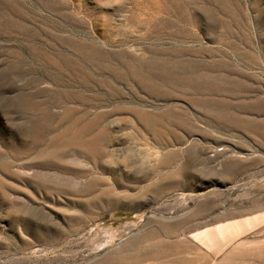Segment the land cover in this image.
Returning a JSON list of instances; mask_svg holds the SVG:
<instances>
[{
  "label": "rangeland",
  "instance_id": "obj_1",
  "mask_svg": "<svg viewBox=\"0 0 264 264\" xmlns=\"http://www.w3.org/2000/svg\"><path fill=\"white\" fill-rule=\"evenodd\" d=\"M145 13L151 25L130 24ZM69 38L175 64L161 94L113 83L122 94L108 97ZM166 91L214 99L223 121ZM165 106L193 127L167 125L178 140L158 146L130 110ZM103 112L107 152L136 165L90 160L71 121ZM262 241L264 0H0V264H126L159 244L178 247L171 264H252Z\"/></svg>",
  "mask_w": 264,
  "mask_h": 264
},
{
  "label": "bare ground",
  "instance_id": "obj_2",
  "mask_svg": "<svg viewBox=\"0 0 264 264\" xmlns=\"http://www.w3.org/2000/svg\"><path fill=\"white\" fill-rule=\"evenodd\" d=\"M150 5L153 7L152 3H150ZM154 18L155 17L153 16L152 13H145L143 19L139 17H133L130 19L129 22L130 24L135 25L136 27L144 24L151 25ZM67 40L69 43L75 44L78 47V50L80 49L82 52L88 54V59L90 62H92L90 66L91 74L86 72L85 76L86 77L88 76L90 79H92L93 80L92 83H94L96 86L98 87L103 86L105 95L108 97H113L122 94L121 89L117 87L116 84L113 83H121L123 86H129L131 89L136 87V85H140L141 87L139 88H141L142 92H146L150 90L161 94L160 93L161 90L159 88V84H160L159 76L166 75L164 73L166 71L163 70V68H167L175 64V62L170 61V58L168 57L153 56L146 60L140 57L129 55L127 52H124L121 49H118L110 53H105L95 42L87 38L82 39L80 41H73V39L71 38ZM103 41L108 42V39H105L103 37ZM175 53L177 55H180L181 52L178 51ZM153 69H157L154 75L151 73L152 72L151 70ZM105 75H107V77ZM148 80H150V82H148ZM105 88L107 89V91H105ZM78 97L79 100H82L83 103L84 104L86 103L87 105L93 103L98 98H101L92 95V97H89L88 100H85V96L81 94ZM162 97L165 99L183 98L189 103V105L200 111L202 115L206 117V119L211 118V116L214 117L215 115L214 113L207 112L206 109H214L219 104L217 101H215L212 98L202 97V96L193 97L183 92L166 91V93H164ZM158 111L159 113L157 114L147 115V114H141V112L136 109L130 110V112H132L137 117H139L140 123L145 124L144 128L147 130L148 135L151 137L154 144L158 146L165 145L167 143L168 137L171 139L178 140V138L173 134V131L167 125L180 127V128H184L185 126L187 127L189 126L190 128L193 127L192 124H190L189 121L190 119L186 117L187 111L181 109L180 107L165 106ZM109 114H110L109 112L94 114L88 117L87 121L83 123H81V120H79L78 118L76 120L75 118H73L71 122L73 124L79 125L80 133L78 135L81 138L83 144L88 149L90 160L96 161L98 159H104V158L120 159L118 162L114 160L116 164L118 163L126 167L136 165L137 162L133 160L135 158H133L132 154L122 156L121 158H114L111 154L107 152L104 143L106 138L103 135L104 134L103 131L106 127L107 124L106 120ZM72 115H73V111L71 112L70 110H67L65 112L64 117L66 118L68 117L71 120ZM215 120L217 123L223 121L222 118L220 120L218 116L212 119V121ZM176 157L177 155L175 152L166 153L162 155L159 160V166L167 167L169 163L172 160H174ZM109 170L111 172H114L112 168H109ZM149 171L150 168L138 167L135 169L136 175L137 176L141 175V177L148 174ZM165 177L167 181L164 187L168 189L171 185V181L168 175H165ZM173 246H165L159 244L157 245L156 248L152 250H148L147 252L143 253L142 255H139L138 257L134 256L135 258L126 264H171L169 258H172L173 256L177 255L179 252L178 247L177 246L173 247ZM252 258H253L252 264H264V254H259ZM232 259L225 262L224 264H243L247 259H250V257L243 255L235 258L233 257ZM175 260H176L175 264H188V260H186V258L183 259L178 257ZM120 264H123L121 263V260H120Z\"/></svg>",
  "mask_w": 264,
  "mask_h": 264
}]
</instances>
